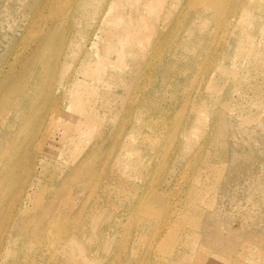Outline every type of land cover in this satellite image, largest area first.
Returning <instances> with one entry per match:
<instances>
[{"label":"rangeland","instance_id":"374dc122","mask_svg":"<svg viewBox=\"0 0 264 264\" xmlns=\"http://www.w3.org/2000/svg\"><path fill=\"white\" fill-rule=\"evenodd\" d=\"M53 1L0 0V264H264V0Z\"/></svg>","mask_w":264,"mask_h":264},{"label":"bare ground","instance_id":"6f19581e","mask_svg":"<svg viewBox=\"0 0 264 264\" xmlns=\"http://www.w3.org/2000/svg\"><path fill=\"white\" fill-rule=\"evenodd\" d=\"M49 1V0H48ZM54 1H56V2H58V4L56 5V6H60L61 4V6H63L64 4V2H62L61 3V0H60V3H59V1H57V0H54ZM53 1V2H54ZM63 1V0H62ZM65 1V0H64ZM67 1H69V0H67ZM71 1H73V0H71ZM115 1V0H114ZM52 2V3H53ZM56 2H55V4H56ZM111 2V1H110ZM177 2V1H176ZM176 2H174V3H176ZM46 3H48V2H46ZM51 3V2H50ZM51 3V4H52ZM166 3V2H165ZM210 3H213V0H211L210 1ZM50 4V5H51ZM69 5L71 4L70 3V1H69V3H68ZM110 4H112V2L110 3ZM44 6V5H43ZM46 6V5H45ZM60 6V7H61ZM67 6V5H66ZM51 7H54V4L51 6ZM50 7V8H51ZM64 7V6H63ZM59 8V7H58ZM58 8H55L56 10L58 9ZM69 8V7H68ZM48 9H49V7H48ZM62 9H64V11H65V8H62L61 7V9L59 8L58 10H61V11H63ZM76 9V8H75ZM38 10V9H37ZM56 10H54V11H56ZM70 10V8L69 9H67V11H69ZM256 10V9H255ZM51 10H49V12H50ZM53 11V8H52V12H54ZM259 11V10H258ZM38 12V11H37ZM51 12V13H52ZM58 13H59V11H57ZM225 12H227V11H225ZM224 12V13H225ZM239 12V11H238ZM55 13V12H54ZM57 13V14H58ZM112 13V12H111ZM212 13V12H211ZM53 14V13H52ZM68 14V13H67ZM87 14H89V13H87ZM103 14V13H102ZM109 14V13H108ZM239 14V13H238ZM255 14V13H254ZM254 14H252V15H254ZM54 15V14H53ZM91 15V14H90ZM89 15V16H90ZM214 15V14H213ZM234 15V14H233ZM161 16V15H160ZM61 17V16H60ZM91 17V16H90ZM93 17V16H92ZM231 17V16H230ZM59 18V17H58ZM211 18V17H210ZM252 18V17H251ZM76 19V18H75ZM214 19V18H213ZM62 20H64V19H62ZM211 20V19H210ZM106 21V20H105ZM108 21V20H107ZM106 21V22H107ZM194 21V20H193ZM235 21V20H234ZM61 22V21H60ZM104 22V21H103ZM226 22V21H225ZM52 23V22H51ZM49 25V24H48ZM60 25V24H59ZM105 25V24H104ZM221 25V24H220ZM99 26V25H98ZM191 26V25H190ZM214 26H215V24H214ZM234 26V25H233ZM239 26V25H238ZM44 27V26H43ZM52 27V26H51ZM200 27V26H199ZM192 28V27H191ZM196 28H198V27H196ZM221 28H222V26H221ZM232 28V27H231ZM190 29V28H189ZM241 29V28H240ZM46 30V29H45ZM208 30V29H207ZM218 30V29H217ZM216 30V31H217ZM230 30V29H229ZM229 30H228V32H229ZM77 31V30H76ZM215 31V30H214ZM214 31H213V33H214ZM241 31V30H240ZM121 32V31H120ZM199 32V31H198ZM233 32V31H232ZM39 33V32H38ZM70 33V32H69ZM79 33V32H78ZM206 33H207V31H206ZM241 33V32H240ZM76 34V33H75ZM199 34V33H198ZM192 36V35H191ZM196 36V35H195ZM202 36V35H201ZM216 36V35H215ZM214 36V37H215ZM49 37H51V36H49ZM104 37V36H103ZM262 37V36H261ZM202 38H204V36H202ZM211 38H212V36H211ZM213 39V38H212ZM46 40V39H45ZM200 40V39H199ZM202 42V41H201ZM209 42V41H208ZM74 43V42H73ZM187 43V42H186ZM186 43H185V46H186ZM210 43V42H209ZM237 43V42H236ZM239 43V42H238ZM37 44V43H36ZM198 44V43H197ZM197 44H196V46H197ZM180 45V44H179ZM227 45V44H226ZM238 45V44H237ZM34 46V45H33ZM83 46V45H82ZM87 46V45H86ZM182 46V45H181ZM38 47V46H37ZM34 48V47H33ZM73 48V47H72ZM75 48H77L76 46H75ZM126 48V47H125ZM186 48V47H185ZM216 48V47H215ZM229 48H230V46H229ZM235 48V47H234ZM233 48V49H234ZM239 48V47H238ZM189 49V48H188ZM70 50V49H69ZM68 50V51H69ZM78 50H79V48H78ZM127 50V49H126ZM125 50V51H126ZM214 50V49H213ZM236 50V49H235ZM249 50V49H248ZM256 50V49H255ZM254 50V51H255ZM68 51H67V53H68ZM71 51V50H70ZM85 51V50H84ZM192 51V50H191ZM46 52H50V46H48V44H44V43H41L40 44V46L37 48V49H35V53H34V57H32V58H34V60H40L44 55H45V53ZM79 52V51H78ZM84 53H86V52H84ZM226 53V52H225ZM233 53V52H232ZM32 55H33V53H31ZM71 54H73L72 53V51H71ZM124 54V53H123ZM31 55V56H32ZM167 55V54H166ZM254 55V54H253ZM224 56V55H223ZM89 57V56H88ZM168 57V56H167ZM81 58V57H80ZM172 58V57H171ZM170 58V59H171ZM125 59V58H124ZM210 59H212V58H210ZM222 59V58H221ZM157 60V59H156ZM213 60V59H212ZM217 60V59H216ZM81 61V60H80ZM223 61V60H222ZM220 62V61H219ZM222 63V62H221ZM220 63V64H221ZM26 64V68H24V69H28V67H30L29 66V63H25ZM90 64V63H89ZM89 67H90V65H89ZM166 67V66H165ZM223 67V66H222ZM225 68V67H224ZM152 69H153V67H152ZM29 72V70H26V72H24V74L23 75H21V76H18L16 79H14L12 82H10L9 84H8V86H7V88H6V93H4V94H2L1 95V97L3 96V95H7V97H9L10 95H12V94H14L16 91H17V89L18 88H20V86H21V83H22V81H21V79L22 78H24L26 75H27V73ZM84 73H85V70L83 71ZM87 72V71H86ZM90 73V72H89ZM63 74V73H62ZM78 74V73H77ZM141 74V73H140ZM215 74V73H214ZM65 75H67V74H65ZM73 76H75V74L73 75ZM65 77V76H64ZM68 77V76H67ZM77 77V76H76ZM83 77V76H82ZM72 78V77H71ZM78 78V77H77ZM144 78V77H143ZM214 78V77H213ZM69 79V78H68ZM141 79V78H140ZM147 79H149V78H147ZM70 80V79H69ZM80 80V79H79ZM64 81H66V80H64ZM77 81V80H76ZM144 81H145V79H144ZM148 83V82H147ZM162 84V83H161ZM68 85V84H67ZM77 85H80L79 83L77 84ZM87 85V84H86ZM144 85V84H143ZM163 85V84H162ZM82 86V85H81ZM67 87V86H66ZM80 87V86H79ZM92 87V86H91ZM85 88H86V86H85ZM90 88V87H89ZM83 89V88H82ZM135 89V88H134ZM140 89V88H139ZM90 90V89H89ZM147 90V89H146ZM66 91V90H65ZM142 91V90H141ZM140 91V92H141ZM88 92V91H87ZM99 92V91H98ZM135 92V91H134ZM137 92V91H136ZM200 92V91H199ZM64 93V92H63ZM81 92H79V94H80ZM84 93V92H83ZM89 93H91L92 94V92H89ZM173 93V92H172ZM78 94V93H77ZM94 94V93H93ZM98 94V93H97ZM133 94V93H132ZM169 94V93H168ZM200 94V93H199ZM89 95V94H88ZM169 96V95H168ZM153 97V96H152ZM92 98V97H91ZM93 99V98H92ZM144 99H146V98H144ZM188 99V98H187ZM79 100V99H78ZM165 100V99H164ZM61 101V100H60ZM140 101H141V99H140ZM143 101H145V100H143ZM42 102V101H41ZM41 102H40V104H39V108H36V109H34V113L36 114V116H37V118L38 119H42V117H43V114H42V104H41ZM139 102V101H138ZM161 102V101H160ZM199 102V101H198ZM150 103V102H149ZM148 103V104H149ZM154 103V102H153ZM158 103H159V101H158ZM157 103V104H158ZM176 103V102H175ZM144 104H145V102H144ZM150 104H152V103H150ZM161 104V103H160ZM165 104H166V102H165ZM207 104H208V102H207ZM146 105V104H145ZM187 105V104H186ZM61 106V105H60ZM154 106V105H153ZM158 106H160V105H158ZM158 106H156V107H158ZM189 107V106H188ZM207 107V106H206ZM75 108V107H74ZM127 108V107H126ZM169 108V107H168ZM49 109V108H48ZM139 109V108H138ZM143 109V108H142ZM154 109H155V107H154ZM166 109V108H165ZM164 110V109H163ZM155 112H157L156 110H155ZM161 112V111H160ZM145 114H146V112H145ZM160 115H161V113H160ZM190 115V114H189ZM192 115V114H191ZM144 116V115H143ZM186 117V116H185ZM193 117V116H192ZM140 118H141V116H140ZM159 118V117H158ZM189 119V118H188ZM93 121V120H92ZM142 121V120H141ZM141 121H139V122H141ZM145 121V120H144ZM156 121V120H155ZM184 121H185V119H184ZM189 121V120H188ZM134 123V122H133ZM154 123V122H153ZM191 123V122H190ZM187 124V123H186ZM136 125H139V123L138 124H136ZM150 125V124H149ZM155 125V124H154ZM127 126V125H126ZM146 126V125H145ZM16 128V125L14 126V129ZM126 128V127H125ZM10 129V131H13L14 132V130L13 129H11V128H9ZM148 129V128H147ZM130 130V129H129ZM182 130V129H181ZM131 131L132 130H130L129 132L131 133ZM152 131V130H151ZM18 131H16L15 132V134H14V136L12 137V138H14L15 136H16V133H17ZM71 132V131H70ZM124 132V131H123ZM128 132V133H129ZM172 132V131H171ZM36 133V132H35ZM170 133V132H169ZM131 135V134H130ZM136 135H140V134H137L136 133ZM169 135V134H168ZM174 135V134H173ZM178 135H179V133H178ZM150 136V135H149ZM63 137V136H62ZM130 137V136H129ZM168 137V136H167ZM10 138H11V136H10ZM153 138V137H152ZM173 138V137H172ZM137 139V138H136ZM123 140V139H122ZM148 140V139H147ZM0 141H1V143H0V160H2V159H4V158H6L7 156H8V154H9V150H10V145L9 144H7V142H4L5 141V138L3 137V138H1L0 137ZM136 141V140H135ZM172 141V140H171ZM119 142H120V140H119ZM202 142V141H201ZM10 143H11V141H10ZM65 143V142H64ZM150 143V142H149ZM199 143V142H198ZM170 144V143H169ZM54 144H53V142H52V146H53ZM56 146V145H55ZM175 146V145H174ZM118 147V146H117ZM53 148V147H52ZM63 148V147H62ZM166 149V148H165ZM174 149V148H173ZM163 150V149H162ZM62 151H64V150H62ZM174 151V150H173ZM164 152V151H163ZM165 152H167V150H165ZM164 152V153H165ZM67 153V152H66ZM163 153V154H164ZM21 154H24V153H21ZM20 154V155H21ZM154 154V153H153ZM50 155V154H49ZM58 155V154H57ZM115 155H116V152H115ZM114 155V156H115ZM155 155V154H154ZM165 155V154H164ZM180 155V154H179ZM72 156V155H71ZM172 156V155H171ZM170 156V157H171ZM41 158H42V156H41ZM163 158V157H162ZM18 159H21V157H19ZM18 159H13L5 168H4V171L2 172V175L0 176V178L2 179V182L5 180L6 182H5V184H3V186L4 185H6V184H9V182H8V179L9 178H16V176H17V174H18V172H19V166L20 165H16V163H17V161H18ZM157 159V158H156ZM112 161V160H111ZM42 162V161H41ZM20 163V162H19ZM22 163V162H21ZM111 163V162H110ZM109 163V164H110ZM170 163V162H169ZM185 168V167H184ZM186 169V168H185ZM184 169V170H185ZM110 170V169H109ZM187 171V170H186ZM164 172V171H163ZM169 173H171V172H169ZM174 173V172H173ZM171 175V174H170ZM169 175V176H170ZM179 176V175H178ZM165 178V177H164ZM13 180V179H12ZM164 180V179H163ZM177 180V179H176ZM166 181V180H165ZM175 181V180H174ZM169 182V181H168ZM170 183V182H169ZM174 185V184H173ZM2 186V187H3ZM100 187V186H99ZM151 187V186H150ZM172 187V186H171ZM170 187V188H171ZM1 189V188H0ZM150 189V188H149ZM172 191V190H171ZM108 192V191H107ZM144 192V191H143ZM174 195V194H173ZM167 196V195H166ZM176 196V195H175ZM174 196V197H175ZM167 199V198H166ZM165 199V200H166ZM175 199V198H174ZM168 200V199H167ZM167 200H166V202H167ZM176 201V200H175ZM143 203V201L141 202V205H143L142 204ZM167 204V203H166ZM173 204V203H172ZM165 206V205H164ZM164 209V208H163ZM162 210V209H161ZM162 212V211H161ZM76 250V249H75Z\"/></svg>","mask_w":264,"mask_h":264}]
</instances>
